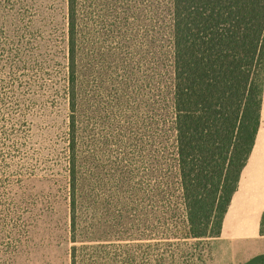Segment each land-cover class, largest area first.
I'll use <instances>...</instances> for the list:
<instances>
[{"label": "trees", "instance_id": "trees-1", "mask_svg": "<svg viewBox=\"0 0 264 264\" xmlns=\"http://www.w3.org/2000/svg\"><path fill=\"white\" fill-rule=\"evenodd\" d=\"M62 1L64 23L55 32L53 2L0 0V172L14 178L4 188L0 180V264L29 263L32 230L48 209L38 207L26 192L19 194L36 171L5 158L22 157L33 140V120L48 121L62 106L68 264H180L174 249H168L172 244L162 249L143 233L124 231L110 240L102 235L100 194L87 188L84 175L83 113L89 74L95 70L78 62L83 0ZM169 17L171 61L166 78L163 81L162 69L152 67L142 81L147 125L153 143L162 131L172 134L187 234L200 242L220 236L260 126L264 0H170ZM121 70L119 76L112 73L113 93L123 106L132 98L137 73L130 67ZM141 89L137 84L134 91ZM152 157L158 158L155 149ZM10 193L14 198L4 203ZM260 234L264 236V213ZM242 264H264V254Z\"/></svg>", "mask_w": 264, "mask_h": 264}, {"label": "rangeland", "instance_id": "rangeland-1", "mask_svg": "<svg viewBox=\"0 0 264 264\" xmlns=\"http://www.w3.org/2000/svg\"><path fill=\"white\" fill-rule=\"evenodd\" d=\"M48 1L53 2L51 25L56 32L63 27L65 8L62 0ZM79 12L78 62L95 70L89 74L83 113L84 175L87 188L100 194L102 235L110 240L124 231L143 233L162 249L172 244L168 249H174L180 264H233L230 245L214 239L195 242L188 237L172 134L162 131L153 143L147 125L150 115L142 81L144 72L152 67L162 69L163 81L166 78L171 61L170 0H83ZM124 67L137 75L132 98L122 106L114 97L112 73L119 76ZM137 84L142 89L134 91ZM64 107L54 110L48 121L33 120V140L23 156L5 158L23 170L36 171L19 194L26 192L38 207L48 208L32 230L28 264H68ZM154 149L157 159L152 157ZM0 178L2 188L7 180L14 181L1 172ZM154 189L156 195L152 196ZM13 198L10 193L8 200H2L9 203Z\"/></svg>", "mask_w": 264, "mask_h": 264}, {"label": "crops", "instance_id": "crops-1", "mask_svg": "<svg viewBox=\"0 0 264 264\" xmlns=\"http://www.w3.org/2000/svg\"><path fill=\"white\" fill-rule=\"evenodd\" d=\"M263 213L264 91L254 146L224 215L220 236L214 239L231 246L233 264H242L256 255L264 254V236L260 234Z\"/></svg>", "mask_w": 264, "mask_h": 264}]
</instances>
